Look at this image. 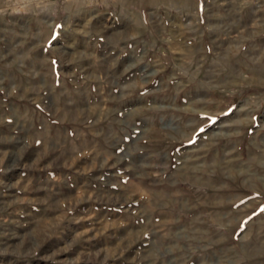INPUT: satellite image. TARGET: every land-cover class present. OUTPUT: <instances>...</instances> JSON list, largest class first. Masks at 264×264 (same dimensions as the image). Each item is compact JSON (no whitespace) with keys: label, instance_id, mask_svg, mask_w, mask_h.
<instances>
[{"label":"rangeland","instance_id":"rangeland-1","mask_svg":"<svg viewBox=\"0 0 264 264\" xmlns=\"http://www.w3.org/2000/svg\"><path fill=\"white\" fill-rule=\"evenodd\" d=\"M0 264H264V0H0Z\"/></svg>","mask_w":264,"mask_h":264}]
</instances>
